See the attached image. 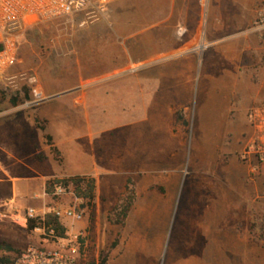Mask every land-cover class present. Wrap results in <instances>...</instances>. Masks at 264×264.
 Segmentation results:
<instances>
[{
	"label": "rangeland",
	"instance_id": "rangeland-1",
	"mask_svg": "<svg viewBox=\"0 0 264 264\" xmlns=\"http://www.w3.org/2000/svg\"><path fill=\"white\" fill-rule=\"evenodd\" d=\"M174 2L172 16L157 32L148 27L144 32H136L143 22L149 21L139 16L146 15L149 3H141L143 11L140 12L135 0L107 3L93 0L79 13L38 23L24 31L15 63L0 74V210L11 214L7 203L15 191L18 194L24 178L14 161L16 158L9 153L10 147H5V140L12 137L11 121L23 116L35 117L37 109L52 104L58 97L68 101L73 95L81 101L80 92H86L87 99L99 105L104 101V84L125 83L123 96L126 100L141 96L139 105L129 106L127 102L122 112L116 113L113 108L111 114L100 112L98 106L92 117L93 123L109 122L122 127L121 160L113 168L114 176L108 179L117 180L120 172L150 167L157 168L152 185L161 187L164 193L172 187L173 208L166 240L157 252L155 264H264V163L256 175L249 173L239 159L241 150L232 148L235 133H239L240 142L249 138L251 130L246 120L239 119L233 112L227 116L221 114L217 91L211 83L199 81V61L210 49L208 39L221 36L216 29L206 30L201 24L210 0L205 6L196 0ZM181 2L190 5L183 6ZM187 8L199 13L195 24L186 23L183 11ZM260 12H264L263 4L254 7L247 30L264 41V30L256 27ZM180 28L185 30L182 36L177 34ZM188 58L194 59L196 64L188 95L183 96L180 103L179 98L177 101L173 97L172 88H181L186 83L171 79L166 83L165 76L180 73L181 63ZM142 75L157 77L155 88L152 82H139L147 86V91L151 87L147 101L143 87L133 93L134 83H130L139 81L138 76ZM31 76L36 77L45 98L38 105L31 104L28 84ZM170 93L176 102L171 103ZM11 99H16L14 106ZM165 126L171 137L182 145L179 179L174 184H169L172 175L163 162H146L149 142L156 144V153L160 155ZM207 186L215 188L212 203L206 200ZM32 192L40 194L37 190ZM32 196L23 200L17 196L10 203L23 212L27 208L41 211L72 202L69 196L56 200ZM94 210L79 223L60 221L66 231L86 235V246L78 256L79 264H99L103 258L107 260L113 243L119 245L122 257L113 259L111 264L153 259L142 255L140 241L132 245L121 241L120 234L114 235L115 228L107 226L104 215L98 219ZM0 244L11 249L1 253L8 259L29 247L53 246L52 242L44 243L38 234L9 219L0 221ZM127 251L133 254L132 260L124 256Z\"/></svg>",
	"mask_w": 264,
	"mask_h": 264
},
{
	"label": "crops",
	"instance_id": "crops-1",
	"mask_svg": "<svg viewBox=\"0 0 264 264\" xmlns=\"http://www.w3.org/2000/svg\"><path fill=\"white\" fill-rule=\"evenodd\" d=\"M135 2L139 4L138 11L140 12L143 11L140 9L141 3H149L146 15L139 14L140 17L148 18L149 21L147 24L143 22L141 29L136 31L137 33L144 32L147 27L150 31H159L160 27L166 24L172 16L175 3L174 0H135ZM258 4L264 5V0H210L205 21L203 23L201 21L206 30L216 29L221 36L208 39L211 45H208L210 49L202 55L199 61L201 64L199 81L211 83L214 91H217V97L220 98L219 103L222 106L221 114L227 116L233 112L236 116L238 115L239 119L246 120L251 130L250 136L252 129L247 119L248 111L255 106L264 105V41L247 30L253 17L254 7ZM181 5L190 4L181 2ZM183 14L186 23L189 21L195 24L196 19L200 17L199 13L192 12L189 8L183 11ZM237 33L243 35L237 38ZM195 64L194 59L188 58L181 63L180 73L165 76L166 83L169 79L186 83L181 88L180 86L172 88L175 100L188 95L189 82L193 79L192 70ZM138 78L139 81L138 79L130 81L134 83L132 91L135 93L143 87V97L147 101L151 87L147 91V86H142L139 82H152L154 86L157 77L142 75ZM124 84L116 86L104 84L102 86L104 101L99 105L93 100H88L86 92H80L79 97L83 99L81 101L73 95L68 101L58 97L52 104L37 109L35 117L23 116L11 121L12 137L5 140V147H10L9 153L16 158L14 161L18 168H21L24 178L18 194L15 191L9 202L18 197L19 200H23L30 194H33L32 198L43 199L45 184L52 179L91 177L95 182L93 210L95 209L96 217L99 219L104 215L107 226L113 230L115 228V236L120 234V240L131 242V245L140 241L139 248L142 250V255L153 258L152 261L145 258L144 261L133 262V254L127 251L124 256L132 260L128 263L155 264L157 252L166 240L173 208L174 192L170 191L172 187L164 193L161 187L152 185L156 180L157 168L152 170L150 167L136 168L131 172H120L122 174L117 180L108 179L114 176L113 168L121 160L120 150L124 143V137L121 134L122 127L109 122L93 123L92 114L95 108L100 107V112L103 110L111 114L113 108L116 113L122 112L124 103L127 102L129 106L139 105L138 98L141 96L129 98L131 100L125 99ZM115 89L117 90L114 91ZM172 95L173 93H170L169 96L172 97ZM173 97L170 98L171 103L176 102ZM35 120L39 124L42 122L45 134L51 137L59 162L55 160ZM235 134L232 148L237 151L241 150L240 159L246 141L240 142L239 133ZM164 137L165 141L162 143L164 145L160 155L156 153V144L148 143L146 162H163V165L169 167L172 175L173 180L170 179L169 184H174L179 179L182 145L171 137L166 126ZM128 184L133 191L134 202L123 223L115 224L113 209ZM33 190H37L40 194L32 192ZM205 193L207 202L215 201L214 187L207 186ZM207 210L210 211L211 208ZM129 225H132L130 229ZM111 249L106 264H111L113 259L117 260L122 257L119 245L116 244Z\"/></svg>",
	"mask_w": 264,
	"mask_h": 264
},
{
	"label": "built area",
	"instance_id": "built-area-1",
	"mask_svg": "<svg viewBox=\"0 0 264 264\" xmlns=\"http://www.w3.org/2000/svg\"><path fill=\"white\" fill-rule=\"evenodd\" d=\"M93 0H0V74L7 71L16 61L17 51L26 29L38 23H45L61 17L71 16L85 10ZM107 3L109 0H101ZM205 6L208 0H196ZM257 29L264 30V12L259 13ZM185 30L178 29V36ZM31 104L38 105L45 98L39 88L35 76L28 78ZM247 119L252 134L246 140L241 162L247 167L251 175H256L264 163V105L255 106L248 111ZM69 196L72 202L67 206L37 211L27 208L20 212L11 206V214L0 210V221L12 220L26 228L28 221H35L36 226L31 231L38 234L44 243L52 242L51 248L29 247L11 257L6 264H79L78 256L86 246V235L82 232L66 231L62 237H57L51 227H46L48 215L57 221L67 220L71 223L81 222L89 213L86 201L77 198L74 187L69 183L53 184L49 194L43 195L49 199H61Z\"/></svg>",
	"mask_w": 264,
	"mask_h": 264
},
{
	"label": "trees",
	"instance_id": "trees-1",
	"mask_svg": "<svg viewBox=\"0 0 264 264\" xmlns=\"http://www.w3.org/2000/svg\"><path fill=\"white\" fill-rule=\"evenodd\" d=\"M11 104L14 106L16 104V99H11ZM35 124L37 128L43 133V138L46 142V144L49 146L52 154L54 155V158L56 161L59 162L58 159V153L56 149L54 148L51 137L45 134V128L41 124L38 123L37 120H35ZM62 183L63 185H68L71 183V185L74 187V192L77 198H81L86 201V205L88 207L89 213L93 211L94 208V199H95V182L94 179L91 177L83 176V177H70L65 179H52L46 182L44 193L49 194L50 188L53 184ZM134 202V194L132 189L129 187V184L125 188V192L122 195V197L119 199L116 207L113 209V214L115 216V224H122L124 218L126 217L129 209L131 208L132 204ZM46 227H51L57 237H62L65 229L64 227L57 221L54 217L51 215H48L46 217V221L44 224ZM36 226L35 221H28L26 225L27 231H32ZM116 245V243L112 244V248ZM10 252L11 249L7 246L0 244V264H6L8 263L9 259L6 257H2V252ZM94 264V263H92ZM99 264H106V258H103Z\"/></svg>",
	"mask_w": 264,
	"mask_h": 264
}]
</instances>
